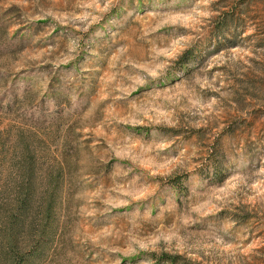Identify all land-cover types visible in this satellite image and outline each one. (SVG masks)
Here are the masks:
<instances>
[{"label":"rangeland","instance_id":"374dc122","mask_svg":"<svg viewBox=\"0 0 264 264\" xmlns=\"http://www.w3.org/2000/svg\"><path fill=\"white\" fill-rule=\"evenodd\" d=\"M22 199L30 264H264V0H0V229Z\"/></svg>","mask_w":264,"mask_h":264},{"label":"trees","instance_id":"16d2710c","mask_svg":"<svg viewBox=\"0 0 264 264\" xmlns=\"http://www.w3.org/2000/svg\"><path fill=\"white\" fill-rule=\"evenodd\" d=\"M23 199L18 200L13 210L1 215L4 226L0 229V257L3 264H30L45 253L48 241L54 236L55 228L49 223L53 218L51 206L41 214V220L25 223L28 214ZM25 223V224H24ZM174 263L179 256L169 257Z\"/></svg>","mask_w":264,"mask_h":264}]
</instances>
